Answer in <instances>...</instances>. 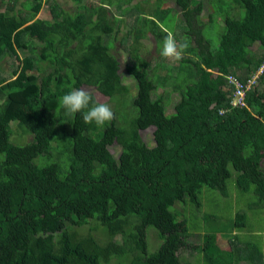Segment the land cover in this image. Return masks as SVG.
Segmentation results:
<instances>
[{
  "label": "trees",
  "instance_id": "trees-1",
  "mask_svg": "<svg viewBox=\"0 0 264 264\" xmlns=\"http://www.w3.org/2000/svg\"><path fill=\"white\" fill-rule=\"evenodd\" d=\"M48 1L43 19L44 0H0V63L13 62L0 69V264H264V74L244 107L228 82L246 84L264 63V0H174L165 12V0H120L125 11L118 0ZM165 28L188 44L177 67L160 54ZM117 43L135 95L114 68ZM74 88L109 98L114 119L65 115L60 98ZM171 94L180 101L168 112ZM12 123L32 142L12 143ZM233 185L257 197V224L240 212L219 226ZM237 230L252 248L226 234Z\"/></svg>",
  "mask_w": 264,
  "mask_h": 264
},
{
  "label": "rangeland",
  "instance_id": "rangeland-1",
  "mask_svg": "<svg viewBox=\"0 0 264 264\" xmlns=\"http://www.w3.org/2000/svg\"><path fill=\"white\" fill-rule=\"evenodd\" d=\"M28 0H19V5L17 6V9H24L22 4L27 2ZM45 4L43 6V10L42 12L39 14V17L43 18V19H47L48 17L50 18V4L48 0H44ZM59 2H61L63 4V6H72L73 2L72 0H58ZM95 2H98L97 0H94ZM205 1V0H204ZM119 2H121L120 0L116 1V3L118 4ZM157 2V0H150V4L152 6V8L154 7L155 3ZM97 4V3H96ZM118 5H124L123 3H119ZM6 5H3V10L5 9ZM123 11H125L127 9V6H123ZM169 8H174L176 10H178L179 8L177 7L176 3L174 0H165L162 8L159 7L160 10L162 11H167ZM158 9V8H157ZM156 9V10H157ZM207 9L209 10V12H214L216 10V6H207ZM240 10V9H239ZM237 9H232L231 11H233V14H241L240 12H242V14L245 13V9H241L240 11ZM174 13L176 14L177 11H174ZM172 16H175L173 13L171 14ZM171 20H173L171 18ZM175 20V18H174ZM135 20L133 19H129L127 18L125 20V22L123 23V26L125 27V25L127 24L129 26V28H132V26H135ZM173 22L171 21V24ZM176 25V23H175ZM219 26H221L219 24ZM121 31V35H119L118 37H123L124 34V28L121 27L120 28ZM170 30H174L173 28H170ZM221 32V30H219V28L216 29H212L211 31V37H213V39L216 40V42L219 41V33ZM146 48L144 49V54L147 58H149L152 63L155 61V57L158 56L156 49H155V44L152 43L149 40H146ZM215 43V42H214ZM218 44L216 43L215 47ZM248 51H252L253 54H259L260 51V45L259 43H256L253 47L249 48ZM112 53L115 56V59L113 61V65L114 68L116 67V69L120 72L123 82L124 84H126L129 89H131V92L135 95L137 94V84L136 81L129 76L126 73V69H125V63L129 61V54L127 52V50L123 49L122 47L119 46V43L116 44L115 49L113 47V51ZM167 63H172L175 67H177V61H171L168 60L166 61ZM44 65V63H41ZM46 64V63H45ZM13 66V62L10 60H6V61H2L0 63V69H2L3 71L7 72V74H9L8 72L11 70ZM217 73V71L215 72V74ZM5 73H0V75H4ZM169 92H171V90H169ZM131 93V94H132ZM132 94V95H133ZM95 95H97V100L100 102H104V103H110L109 98L104 97L102 94L100 93H95ZM170 102L168 105V109L167 111H171L174 109L175 105L180 101V97L177 94H171L170 95ZM16 125H18L17 123H12L11 126L13 128V136L11 137V142L16 144V145H21L24 146L27 143H31L33 140V136L31 134H27L24 136V131L23 129H19ZM155 128H149L148 130L145 131H140L139 134L141 135L142 138H148V139H152L153 138V133H154ZM111 152L117 156L120 155V149L115 145L112 147ZM40 158L36 159L35 162H38ZM228 204L224 206V208L218 212H216L214 215L219 216L220 217V222H219V226H221L222 228H225L226 230H229L232 226H231V219L235 217V215L237 213H245L248 216L250 214H252L254 217V224H257L258 222L256 221L257 217L259 216V211L260 209L257 208V206H259V201L257 199V197L253 194H240L238 192V189L236 186H232L231 188V197L229 198ZM251 204L254 205L253 208L251 209ZM176 207H174L173 211L176 210ZM264 208V207H262ZM214 212V211H213ZM201 217V216H200ZM250 217V218H252ZM230 220V221H229ZM199 220H195V225L197 224ZM203 224L205 225V223L203 221L199 222V227H202ZM250 226L251 223H250ZM251 230H253L251 228ZM234 232V233H233ZM233 232H227L226 234L228 236H230V238L232 237V241L236 242L238 239H245V240H250V243L247 245L248 248H252L254 246V241L255 238L252 234H250L249 231L247 230H237V231H233ZM94 235L96 236V234L94 233ZM258 243H262L261 246L264 247V236L263 238L258 236L257 237ZM256 242V241H255ZM223 247L225 248H230V240H225L223 242ZM264 251V249H263Z\"/></svg>",
  "mask_w": 264,
  "mask_h": 264
},
{
  "label": "clouds",
  "instance_id": "clouds-1",
  "mask_svg": "<svg viewBox=\"0 0 264 264\" xmlns=\"http://www.w3.org/2000/svg\"><path fill=\"white\" fill-rule=\"evenodd\" d=\"M166 33L161 55L171 61H180L184 51L188 48L186 42H178L174 33L165 28ZM60 106L65 115L74 117L77 113L82 115L85 123H94L97 127H103L114 119V113L108 103L94 99L90 90L74 88L60 98ZM148 130V129H147Z\"/></svg>",
  "mask_w": 264,
  "mask_h": 264
},
{
  "label": "built area",
  "instance_id": "built-area-1",
  "mask_svg": "<svg viewBox=\"0 0 264 264\" xmlns=\"http://www.w3.org/2000/svg\"><path fill=\"white\" fill-rule=\"evenodd\" d=\"M263 74H264V63L260 67V69L256 72V74L253 75L246 84H242L232 76L228 77L229 88L233 90V96H234V99L232 101L233 107L246 106V97L248 91H250L251 89H253L255 86L258 85L259 83L258 79Z\"/></svg>",
  "mask_w": 264,
  "mask_h": 264
}]
</instances>
